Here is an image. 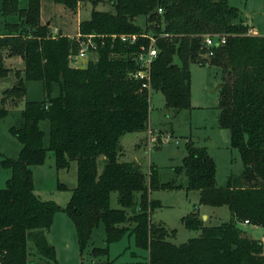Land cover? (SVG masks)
Instances as JSON below:
<instances>
[{"label":"trees","instance_id":"16d2710c","mask_svg":"<svg viewBox=\"0 0 264 264\" xmlns=\"http://www.w3.org/2000/svg\"><path fill=\"white\" fill-rule=\"evenodd\" d=\"M52 1L78 9V0ZM89 1L92 9L78 31L96 35L97 58L79 66L76 39L52 35L49 25L41 24V0H27L24 7L20 0H0V78L10 69L6 60L16 57L23 63L17 83L0 95V119L25 95L27 81H39L44 93L40 101H26L10 127L21 144L18 156H0V169L10 170L0 189V264H58L46 238L58 210L72 221L80 254L88 249L95 259L108 256L109 244L127 236L145 251L134 254L145 264H264L263 242L239 226L247 221L264 227V35H248L247 24L227 0H108L112 11L95 8L102 0ZM136 17H145L143 27ZM121 33L137 34V43L111 39ZM143 34L156 38L158 50L150 90L159 91L168 108L191 107L190 63L221 70L217 122L230 131V145L244 165L240 176L218 186L213 158L187 143L177 168L186 174V189L198 190L201 204L227 206L231 218L203 226L196 213L182 217L184 226L199 234L181 244L169 241L174 232L150 217L159 206L150 191L179 186L159 182L152 173L146 183L138 164L119 160L121 137L145 130L149 119L148 90L131 77L137 68L133 57L148 42ZM206 36L226 38L211 48L208 60L203 56ZM42 121L48 122L47 129ZM48 150L56 169L76 162L77 183L63 208L34 192L31 167L43 164ZM111 192L117 193L118 208L110 206ZM100 227L105 245L96 246L91 238Z\"/></svg>","mask_w":264,"mask_h":264},{"label":"rangeland","instance_id":"374dc122","mask_svg":"<svg viewBox=\"0 0 264 264\" xmlns=\"http://www.w3.org/2000/svg\"><path fill=\"white\" fill-rule=\"evenodd\" d=\"M227 1L229 5L237 9L242 21L247 24L248 35H264V0ZM19 4L20 7H24L27 0H20ZM77 8L76 13V10L71 11L52 0H41L40 22L49 25L52 35L61 32L63 35L72 36L78 29V23L89 17L92 3L89 0H78ZM95 8L112 11L108 0L100 1ZM134 22L143 27L145 17H136ZM1 33L3 30L0 20ZM78 46H80L79 43ZM203 56L207 60L210 57L207 54ZM96 58L97 53L92 52L86 58L78 59L77 64L85 66L89 60L95 61ZM174 61L178 63L177 58ZM5 66L10 69L5 77L0 78V95L17 83V70L22 75L23 63L19 58L6 60ZM189 71L191 107L182 110L168 108L159 91L148 90L150 105L148 124L145 130L123 137L121 140L123 147L119 157L120 161L138 164L145 174L146 183L149 182L152 173L159 182H170L179 186L173 189L150 191V197L159 203V206L151 212V220L161 224L168 231L174 232L173 236L167 238L174 244L184 243L199 234V231L190 230L184 226L181 221L184 216L196 213L203 226L217 225L231 218L227 206L201 204L199 191L186 189V174L178 171L177 168L182 164L187 143L203 148L213 158L216 169L215 182L218 186H224L230 177L240 176L244 169L238 150L230 145V131L220 128L217 122L219 113L217 85L223 82L221 70L213 65H201L194 62L190 63ZM25 89V95L18 99L16 106L10 108L7 115L0 119V156L9 158L18 156L21 144L10 133V127L20 119L26 101H40L44 98L39 81H27ZM40 126L47 129L48 122L42 121ZM44 140L47 143V137ZM102 165L103 158L99 157V171ZM31 169L35 194L44 201H53L61 208L65 207L77 183L76 162H70L68 168L56 169L53 153L48 150L44 163L34 165ZM9 177L8 168L0 169V189L5 187ZM61 184L66 187L62 188ZM110 206L119 207L116 192L110 193ZM239 226L248 236L260 239L264 246V227L243 223ZM46 238L55 249L58 264H103L107 258L113 260L114 264H145L141 256H134L135 253L144 255L145 251L137 250L132 238L127 236L110 243L106 257L95 259L88 253V249L80 254L74 225L62 210L54 214ZM91 241L96 246L105 245V233L101 227L93 232Z\"/></svg>","mask_w":264,"mask_h":264},{"label":"built area","instance_id":"2783aa9c","mask_svg":"<svg viewBox=\"0 0 264 264\" xmlns=\"http://www.w3.org/2000/svg\"><path fill=\"white\" fill-rule=\"evenodd\" d=\"M84 1V0H83ZM158 13H162L163 9L161 7L157 8ZM111 38H118L121 42L134 45L137 43L138 35L137 34H112ZM147 37V44L140 45L139 51L134 55L133 59L137 64V68L131 73V77L140 83V88L145 90H150V81H151V66L154 60L157 57L158 50L156 48V38L151 35H145ZM75 38L79 43L78 52L74 55V60L77 62L78 59L86 58L89 53L96 52L98 49V44L95 42V34H80L77 31L76 34L70 36ZM103 37V36H102ZM217 38V40H215ZM226 41L225 36L211 37L206 36L204 42L205 46L208 48V56L213 55L212 47L216 44L223 45ZM244 223H247L245 221Z\"/></svg>","mask_w":264,"mask_h":264},{"label":"crops","instance_id":"0c3cea01","mask_svg":"<svg viewBox=\"0 0 264 264\" xmlns=\"http://www.w3.org/2000/svg\"><path fill=\"white\" fill-rule=\"evenodd\" d=\"M77 31H78V29H77ZM77 31H76V33H77ZM75 33V34H76ZM74 34H72V36H73ZM70 36V35H69ZM20 60V59H19ZM127 134H133V133H127ZM127 134H125V135H127ZM135 134H137V133H135ZM125 135H123L122 137H121V139H120V144H121V140L123 139V137L125 136ZM122 146V145H121ZM123 147V146H122ZM243 224H246V225H248L247 223H243Z\"/></svg>","mask_w":264,"mask_h":264},{"label":"water","instance_id":"95a60500","mask_svg":"<svg viewBox=\"0 0 264 264\" xmlns=\"http://www.w3.org/2000/svg\"><path fill=\"white\" fill-rule=\"evenodd\" d=\"M220 86H221V84L217 85V88L219 89V88H220ZM203 217H204V216H203Z\"/></svg>","mask_w":264,"mask_h":264}]
</instances>
